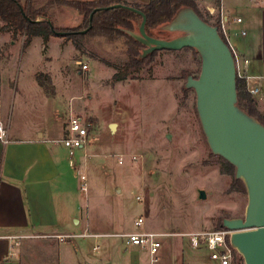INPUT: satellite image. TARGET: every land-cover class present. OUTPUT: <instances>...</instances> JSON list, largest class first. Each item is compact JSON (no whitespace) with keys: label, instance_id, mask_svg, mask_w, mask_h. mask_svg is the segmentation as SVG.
Here are the masks:
<instances>
[{"label":"rangeland","instance_id":"374dc122","mask_svg":"<svg viewBox=\"0 0 264 264\" xmlns=\"http://www.w3.org/2000/svg\"><path fill=\"white\" fill-rule=\"evenodd\" d=\"M62 9L70 13L69 18L59 21L55 15V25L76 24L79 16ZM23 39V35L13 38L10 31L0 32L1 118L12 116V123L19 117L28 125L44 120L50 125L46 122L49 107L59 106L65 116L70 104L73 112L93 123L89 140L93 148L87 152L98 156L85 160L87 192L82 194V204L95 221L94 197L103 198L105 211L115 221V230L89 232L102 236L68 241L85 245L86 259L137 262V253L125 250L121 240L110 234L132 231L133 221L142 214L146 230L165 235L161 237L160 264H216L205 248L190 246L188 235L219 230L223 219L243 217L247 196L233 185L234 174L210 152L196 114L195 93L185 88L188 76L196 79L199 75V55L190 49L159 51L132 79L113 83L111 71L94 62L89 63L88 73L78 74L77 67L67 61V75L57 60L41 58L37 42L23 52ZM88 43L92 46L87 52L97 58L116 65L125 60L115 56L113 49L92 40H85L84 45ZM51 48L50 57L56 58L55 46ZM81 55L78 52L73 59L87 62L90 56ZM44 69L52 73L59 92L48 101L41 100L36 92L39 88L32 85L34 72L35 77L45 76L44 83L48 77L52 85L51 74L41 72ZM114 154L134 155V166L119 165ZM200 191L204 199L199 198Z\"/></svg>","mask_w":264,"mask_h":264},{"label":"crops","instance_id":"0c3cea01","mask_svg":"<svg viewBox=\"0 0 264 264\" xmlns=\"http://www.w3.org/2000/svg\"><path fill=\"white\" fill-rule=\"evenodd\" d=\"M20 1L25 3L27 0ZM33 1L36 7H41L48 0ZM127 1L144 5L149 0ZM196 4L209 23L217 20L219 9L230 19H241L240 23L230 25L232 42L238 53L249 61L248 73L264 76V0H196ZM62 8H52L50 10L52 18L56 15L59 21L67 20L70 13ZM75 21L76 24L71 26H77L80 17ZM56 26L68 27L57 24ZM33 42L39 44L41 58H44L45 62L57 60L59 66L62 65L60 69L67 75L70 74V69L66 66L67 61H71L77 67L78 74L88 73L90 62L110 70L111 77L114 74V69L90 57L87 62L73 59L78 51L70 41H65L62 37H51L46 46L38 36L33 37L30 44ZM54 46L56 58L50 57L51 47ZM91 46L92 43H88L85 48L90 51ZM83 56L85 55H81L80 58ZM76 62L87 65L88 70L81 72ZM46 71L47 69H44L41 72ZM47 72L51 74L53 96H58L52 73ZM35 73L32 74V85L39 88L36 92L42 97L41 100L48 101L50 95L37 84ZM261 85L264 90V80L261 81ZM256 100L258 110L264 117V102ZM46 113V122H51L50 125L44 120L39 124L28 125L22 124L19 117L12 123V116H8L6 120L1 118L6 126L9 142L0 143V236L23 238L18 246L13 247L8 240L0 239V264H138L144 259V255L135 248L129 250L137 253L139 257L137 262L136 259H126L122 262L110 259V262L106 263L102 259H86V247L83 244L75 241L58 242L52 237L56 234H74L81 230L82 233L88 234L93 230H115V221L105 211L106 203L103 198L94 197L97 201L95 221L82 204V194L86 193L80 190V176L86 178L85 160L98 156L87 152L88 148H93L92 141L86 147L73 151H69L58 142L64 136V126L68 117L81 114L73 112L70 104L65 116H62L60 107L56 105H51ZM115 124L117 126V123ZM114 155L116 158L122 156L121 163L117 158L119 165L127 163L133 167L135 164L132 162V158H136L134 155ZM116 191L120 192L117 188ZM134 230L133 224L132 231ZM89 235L91 236L85 238H94L101 234Z\"/></svg>","mask_w":264,"mask_h":264},{"label":"water","instance_id":"95a60500","mask_svg":"<svg viewBox=\"0 0 264 264\" xmlns=\"http://www.w3.org/2000/svg\"><path fill=\"white\" fill-rule=\"evenodd\" d=\"M112 8L141 16L134 31L123 30L144 46L140 59L153 52L185 48L199 55V75L196 79L188 76L185 88L195 93L196 114L210 152L234 167V178L243 183L247 196L243 217L223 219L222 228L231 232L229 242L244 264H264V126L238 105L235 63L229 47L217 27L203 21L192 8L178 9L170 21L153 30V36L146 34V17L141 11L123 4L107 9ZM97 10L89 16L90 24ZM49 27L54 31L51 23ZM166 34L174 36L162 37ZM199 198H205L203 191Z\"/></svg>","mask_w":264,"mask_h":264},{"label":"trees","instance_id":"16d2710c","mask_svg":"<svg viewBox=\"0 0 264 264\" xmlns=\"http://www.w3.org/2000/svg\"><path fill=\"white\" fill-rule=\"evenodd\" d=\"M116 4L127 5L141 11L146 17L145 31L149 36H153V30L156 27L170 21L181 7L192 8L203 21L210 24L197 8L196 0H149L144 5L127 0H48L41 7H36L33 0H27L25 3H21L20 0H0V22L2 23L0 32L10 31L13 38L23 35L22 51L28 47L33 37H41L44 46H46L51 37H56L54 32L63 33L62 38L65 41H70L78 52L89 55L105 66L114 69L115 73L111 80L113 83H117L128 78L132 79L134 74L141 72L144 66L152 61L157 52L142 59L139 58L144 46L128 36L123 30L134 31L142 18L140 15L122 8L107 9ZM54 7H63L77 14L80 17V23L77 26H56L50 12ZM95 9L98 10L93 13L90 24L89 16ZM49 23L52 24L54 31L50 29ZM84 30L86 33H81ZM85 40H92L106 49H113L115 56H122L125 60L120 65H116L103 58H97L87 52L84 45ZM190 50L197 54L193 49ZM44 77V75H36L37 84L43 88L46 94L54 95L50 79L46 77L48 83H44L42 81ZM236 90L239 107L264 126V118L258 110L257 100L246 92L244 81L236 78ZM216 157L222 160L229 174H234L235 169L230 163L219 156ZM233 185L246 193L240 180L234 179ZM219 227L222 228V222ZM237 264L244 263L241 259L237 261Z\"/></svg>","mask_w":264,"mask_h":264},{"label":"built area","instance_id":"2783aa9c","mask_svg":"<svg viewBox=\"0 0 264 264\" xmlns=\"http://www.w3.org/2000/svg\"><path fill=\"white\" fill-rule=\"evenodd\" d=\"M241 22L239 18H229L221 9L218 11V17L214 25L226 45L229 47L235 63L236 78L244 81L246 92L254 99L264 102V90L261 81L264 76L250 75L247 71L248 60L244 59L237 51L231 39L230 25L238 24ZM81 72L88 70L87 65L76 62ZM93 128V123L87 121L82 116L73 115L69 116L64 126V136L58 140L69 151L82 149L89 144L90 131ZM9 142L6 126L1 119V105H0V143L7 144ZM119 163L122 162V156H117ZM80 190L86 193V178L80 176ZM137 201L142 202V197H137ZM135 230L132 232L115 234L116 238L121 240L125 248H135L144 255V259L138 264H160V249L161 237L164 234L148 231L145 229V217L138 216L134 220ZM231 232L225 228L215 231H202L191 233L190 246L193 249L205 248L209 252V259L216 264H237L236 257L240 255L231 246L229 237ZM88 233L84 232L80 235L76 234H56L52 237L58 242H67L74 238L90 237ZM5 239L10 242V246H18L22 236H0V239ZM236 255V256H235Z\"/></svg>","mask_w":264,"mask_h":264}]
</instances>
